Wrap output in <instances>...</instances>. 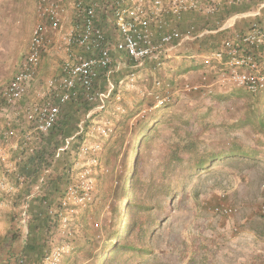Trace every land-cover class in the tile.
I'll use <instances>...</instances> for the list:
<instances>
[{
  "label": "rangeland",
  "instance_id": "obj_1",
  "mask_svg": "<svg viewBox=\"0 0 264 264\" xmlns=\"http://www.w3.org/2000/svg\"><path fill=\"white\" fill-rule=\"evenodd\" d=\"M36 3L37 0H0V132L3 133L8 122H24L30 127L23 110L53 95L47 82L58 74L62 63L60 55L45 54L43 70L27 94L15 106L3 101L2 91L26 57L37 23ZM239 4V8L253 7L251 11L254 12L264 0ZM196 15L190 19L197 22L199 29L216 16ZM233 33L217 32L208 41L199 39L184 44L178 48L177 56L167 59L158 69H153L152 64L132 69V62L124 59L123 66L110 78L131 106L135 101L146 100L141 115L151 109L149 104L152 102L157 104L152 110L161 115L163 123L159 126L158 140L144 151L145 176H149L154 164L163 160L169 149L182 145L184 136L198 140L200 148L193 155L181 152L183 166L191 157L218 154L234 144L247 151H257V159L224 157L204 169L190 172L180 182V188L171 200L165 201L161 195H155L152 218L156 233L150 241L149 264H264V138L249 125H237L245 117L247 99L240 96L239 89L222 80V65L201 57L202 54H211ZM131 71L136 74L134 88L129 86ZM158 81L161 84H157ZM262 96L263 103L259 107L263 110L264 93ZM162 98L163 103L160 102ZM164 102L169 106L164 107ZM111 127L101 122L102 129ZM90 138V147L93 146L92 139L98 144L104 143V139L97 138L94 133ZM128 151L130 153V147ZM0 168L2 175L3 167ZM86 168L89 166L81 169L83 174ZM10 180L17 182L16 179ZM94 182L93 178L84 182L89 196ZM13 193L3 194L0 199V248L11 231L20 235L19 223L13 228L6 218L8 214L20 212L11 204L10 195ZM95 193L93 189L92 199L96 200L92 201L93 212L89 215L93 230H97L104 220L103 211L98 214L103 204L93 197ZM218 205L234 207L237 212L231 216L216 214L214 208ZM64 217L66 219L57 229L47 233L45 254L52 247L64 244L69 248L62 264H90L84 248L81 251L86 242L84 233L75 226L70 215Z\"/></svg>",
  "mask_w": 264,
  "mask_h": 264
},
{
  "label": "trees",
  "instance_id": "obj_2",
  "mask_svg": "<svg viewBox=\"0 0 264 264\" xmlns=\"http://www.w3.org/2000/svg\"><path fill=\"white\" fill-rule=\"evenodd\" d=\"M247 2L250 0H245ZM239 5L235 1L224 5L204 28L218 30L230 16L252 12L253 7L239 8ZM258 9L259 15L241 18L233 32H241L240 26L248 27L254 20L264 22V7L260 5ZM223 31L230 29L218 30ZM213 35L206 34L200 41H208ZM113 74L100 75L98 87L102 92ZM237 89L240 96L247 99L245 117L237 125H249L264 138V109L259 107L264 92L255 94ZM145 102V99L138 100L131 106L114 86L107 98L91 103L83 97L81 89L77 99L62 107L57 123L47 134H36L34 141L21 144L22 147L13 153L16 170L8 174L12 180L18 174L25 177L22 184L16 182L19 187L10 195L13 208L20 212L6 215L13 228L19 223L20 235L14 231L9 233L0 248V264H38L48 249L47 233L61 225L64 215H70L75 226L84 233L86 242L81 251L84 248L90 264H149L150 241L156 233L152 218L155 195H161L165 201L171 200L177 194L180 182L190 172L204 169L216 159H257L256 150L247 151L234 144L218 154L191 157L183 166L181 152L193 155L200 148L198 140L184 136L182 145L169 149L164 159L154 164L149 176H145L144 151L157 142L159 126L163 123L161 115L152 110L156 102L150 103L151 109L141 115ZM97 106L101 108L96 109ZM168 106L164 102V107ZM101 122L112 127L102 129ZM12 127L23 133L29 129L24 122L12 124ZM91 133L103 138L104 143L98 144L92 139L94 142L90 147ZM129 147L130 153H127ZM87 166L89 169L86 168L83 174L82 170ZM2 171L7 174L5 169ZM92 178L96 182L90 188L89 196L84 182ZM70 188L83 196V202L64 204L63 198ZM93 189L96 190L93 197L103 204L98 214L102 211L104 214L97 230H93L89 216L93 212V200H96L92 199ZM24 212L28 215L26 236L22 233L23 225H20Z\"/></svg>",
  "mask_w": 264,
  "mask_h": 264
},
{
  "label": "built area",
  "instance_id": "obj_3",
  "mask_svg": "<svg viewBox=\"0 0 264 264\" xmlns=\"http://www.w3.org/2000/svg\"><path fill=\"white\" fill-rule=\"evenodd\" d=\"M219 0H37V23L32 32L28 51L20 69L2 91V98L15 106L40 76L45 54H58L62 59L57 75L47 82L53 93L42 102L32 103L24 111L30 127L19 133L7 123L0 139V166L7 171L0 175V199L13 193L18 184L8 174L16 170L13 153L34 141L36 134H47L57 123L62 107L80 95L91 103L107 98L114 85L108 81L106 91L98 87L101 74L111 75L123 66V60L132 62V69L152 64L153 69L176 55L184 44L195 42L206 34L208 28H197L192 22L186 28L181 22L187 14H204L214 17L219 10ZM245 0H230L229 2ZM264 7V4L262 5ZM242 14L240 18L257 16ZM238 17V16H237ZM235 23L225 21L219 30H229ZM201 57L212 59L223 66L222 80L234 88L255 94L264 92V22L254 20L247 29L227 36L219 48ZM135 72L130 74L129 86L135 87ZM157 84H161L159 81ZM164 99H160L163 103ZM101 108V106H97ZM96 108V109H97ZM22 184L23 175H16ZM65 205L83 202V196L70 188L63 198ZM216 214L231 216L236 208L220 205ZM264 216V209L262 210ZM66 216V215H64ZM66 219V217H63ZM28 215H22L23 235L26 236ZM69 246L51 248L38 264H62ZM23 263V261H21Z\"/></svg>",
  "mask_w": 264,
  "mask_h": 264
},
{
  "label": "crops",
  "instance_id": "obj_4",
  "mask_svg": "<svg viewBox=\"0 0 264 264\" xmlns=\"http://www.w3.org/2000/svg\"><path fill=\"white\" fill-rule=\"evenodd\" d=\"M229 1L230 0H219L218 2H219V9H222L223 8V6L224 5H226V4H229ZM222 4V5H221ZM262 5L263 4H261V7H262ZM259 8V7H258ZM257 8V9H258ZM255 12V11H254ZM254 12H251V13H254ZM194 14V15H193ZM242 14H250V11L249 12H243V13H236V14H234V15H232V16H230L229 18H227L226 19V21H228V22H230V23H235V25L238 23V21H240V15H242ZM193 16H197L195 13H191V14H187L186 16H185V18H184V20L181 22V27L182 28H186V26H188L189 24H191L192 23V20L193 19H190V18H192ZM238 16V17H237ZM250 17V16H249ZM246 18H248V17H246ZM212 20H214V18H212ZM193 22H194V20H193ZM196 22V21H195ZM194 22V23H195ZM196 24H197V22H196ZM244 28H246L247 29V27L245 26V25H242V27L240 26V29H242V31H243V29ZM219 30V29H218ZM218 30L217 29H214L213 31V33H217L218 32ZM245 30V29H244ZM233 31H234V29H233V27L232 28H230V32H232L233 33ZM49 59V58H48ZM44 63H46V61H44ZM44 67V66H43ZM43 67H42V69H41V72H42V70H43ZM102 75H105L104 73L102 74ZM108 81L109 82H111V80H107V84H106V86H105V91H106V89H107V85H108ZM5 131V130H4ZM3 136H4V134H3V132H0V139H2L3 138ZM0 235H2V234H0Z\"/></svg>",
  "mask_w": 264,
  "mask_h": 264
}]
</instances>
